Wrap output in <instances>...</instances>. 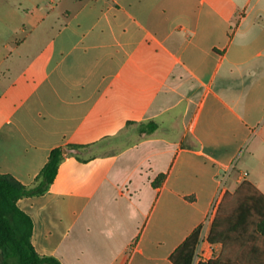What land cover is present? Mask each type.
<instances>
[{
    "label": "crops",
    "instance_id": "0c3cea01",
    "mask_svg": "<svg viewBox=\"0 0 264 264\" xmlns=\"http://www.w3.org/2000/svg\"><path fill=\"white\" fill-rule=\"evenodd\" d=\"M66 15L0 63V175L33 187L63 150L49 190L18 201L36 251L173 264L227 194L210 260L264 264L262 201L235 197L245 181L264 195V0H79Z\"/></svg>",
    "mask_w": 264,
    "mask_h": 264
},
{
    "label": "trees",
    "instance_id": "16d2710c",
    "mask_svg": "<svg viewBox=\"0 0 264 264\" xmlns=\"http://www.w3.org/2000/svg\"><path fill=\"white\" fill-rule=\"evenodd\" d=\"M157 127V124L150 123L143 132H153ZM62 161L63 150L54 149L33 187L23 185L11 175H0V264H62L57 258L42 256L36 251L32 242L33 221L18 207L20 199L42 195L49 190L56 179ZM235 197L260 199L259 201L262 202H257L256 206L260 207L264 216V195L250 182H243ZM228 198L229 195L226 194L218 206L211 226L210 241L217 238L216 231L222 226V213ZM200 232L201 228L196 229L172 254L173 264H192ZM200 264H217V261L210 260Z\"/></svg>",
    "mask_w": 264,
    "mask_h": 264
},
{
    "label": "rangeland",
    "instance_id": "374dc122",
    "mask_svg": "<svg viewBox=\"0 0 264 264\" xmlns=\"http://www.w3.org/2000/svg\"><path fill=\"white\" fill-rule=\"evenodd\" d=\"M78 7L79 0H0V63L10 54L16 41L47 38L45 27L57 26L66 19L67 11L75 12ZM6 43L10 48H4ZM4 68L5 64L0 65V71ZM3 91L0 83V108L7 107Z\"/></svg>",
    "mask_w": 264,
    "mask_h": 264
},
{
    "label": "built area",
    "instance_id": "2783aa9c",
    "mask_svg": "<svg viewBox=\"0 0 264 264\" xmlns=\"http://www.w3.org/2000/svg\"><path fill=\"white\" fill-rule=\"evenodd\" d=\"M215 214V206L206 217L201 227L199 241L197 243L192 264H200L209 261L213 257L212 246H209V234Z\"/></svg>",
    "mask_w": 264,
    "mask_h": 264
}]
</instances>
